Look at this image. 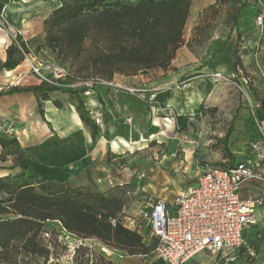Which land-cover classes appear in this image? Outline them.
Returning <instances> with one entry per match:
<instances>
[{
  "label": "trees",
  "instance_id": "trees-1",
  "mask_svg": "<svg viewBox=\"0 0 264 264\" xmlns=\"http://www.w3.org/2000/svg\"><path fill=\"white\" fill-rule=\"evenodd\" d=\"M219 1L235 3L232 30L239 25L241 6L245 4L241 5V0ZM61 2L45 21V47L61 60L74 61L83 57L87 69L93 75L107 80H111L116 73L136 75L154 67L170 66L177 50L184 44V28L192 5V0ZM245 33L239 31L233 51L238 70L245 68L239 52L241 38ZM16 38L20 41V34ZM87 42L90 44L88 47ZM26 50L28 46L25 42L12 43L7 49V59L2 67L15 69L22 63ZM244 53H247L246 50ZM55 90L71 95V103L89 129L92 144H95L102 133V126L81 96L84 89L61 88L41 82L28 87L15 86L7 93L33 91L39 98L48 100L49 92ZM253 93L260 100L255 90ZM55 103L63 107L58 100ZM40 111L44 117L45 111L41 104ZM190 117L188 114L176 116L181 131L186 132ZM110 119L103 112L105 125ZM232 131L233 124L221 141L227 143ZM0 144L1 160L12 157L14 164L10 168L20 165L27 153L19 140L16 137H0ZM219 165L229 166L222 163ZM20 167L17 173L0 176V264H38L41 258H44L43 264H46L54 253L44 243L43 234L46 224L56 221L60 223L59 235L66 230L83 239H98L107 246L131 255L147 253L143 235L125 226L121 220L124 199L110 192L112 189H123L125 184H116L111 190L103 192L67 182L41 181L32 168L24 165ZM112 219H116V223ZM247 258V263L252 264L255 256L248 255Z\"/></svg>",
  "mask_w": 264,
  "mask_h": 264
},
{
  "label": "crops",
  "instance_id": "crops-1",
  "mask_svg": "<svg viewBox=\"0 0 264 264\" xmlns=\"http://www.w3.org/2000/svg\"><path fill=\"white\" fill-rule=\"evenodd\" d=\"M61 4V0H0V71H4L0 74V137H16L19 140L27 153L20 165L32 168L41 181L67 182L73 186L103 192L113 187L108 183V178L112 174L123 173L122 177L125 176L135 188L142 187L143 192L151 194L153 198L160 196L172 201L178 190L194 185L198 175L208 165L222 163L234 166L250 156V142L260 137L257 118L264 119V104L261 101L264 100V87L258 90L260 100L250 96V101L243 103L231 116L233 131L229 141L227 143L221 141L226 134H220L217 138L215 148L217 149L219 145L223 146L222 153L218 150L221 153V162L201 163L195 160L194 157L197 155L195 144L193 141L184 140L179 131H176L173 136L163 134L165 136L160 137L165 138L161 140V143L162 141L165 143V149L161 151L160 146L156 151L155 155L158 151L160 155L153 165L146 168L148 176L143 179V185L138 177H130L133 175L132 172L126 175L124 173L126 169L119 170L121 166L119 161L124 159L126 151H133L131 147L134 143L129 142L128 139L134 140V136L139 134L145 138L146 125L152 121L151 113H146L143 100L135 99L122 92L116 94L115 88L107 85L96 86L90 95L85 92L81 93L89 109L101 108L111 117L106 127H102V133L95 144H92L91 133L71 103L69 93L62 90L51 91L48 100L39 98L33 91L7 93L15 86L28 87L41 84L42 81L30 70L18 71L23 66L22 63L13 70H8L2 65L7 59V49L12 43L17 44L23 41L28 47H32L40 36L39 41L44 40L45 21L50 13ZM239 31L243 30L237 29L235 34L231 31L227 48L222 52L223 57L217 59V75L237 69L233 51ZM17 34H20V41H17ZM166 72L162 71L164 74ZM167 76L161 79V85L167 89L159 92L156 97L162 104L171 107L174 112L166 118H159L161 121L168 122L174 120L177 126L176 116L188 114L191 116L190 125H193L192 115L200 107L213 79L201 77L183 90L180 87L169 88L170 78ZM205 79L207 82H203V85H209L207 91L199 86V82ZM189 89L192 92H189ZM183 93L186 103H183L184 98L181 97ZM118 98H120L119 101H117ZM56 100L61 102L63 107H58ZM40 104L45 111V118L41 114ZM156 117L158 116L154 119ZM129 118L131 122H127ZM164 123L167 124V122ZM8 128L9 131H6ZM151 139L157 138L150 137V141ZM1 153L0 144V176L21 170L20 165L10 168L14 164L13 158L9 157L3 161ZM99 179L103 181L100 182ZM114 179L119 180L115 177ZM110 192L119 196L124 195L123 191H118V189H112ZM136 194L135 191L133 196L138 202L137 198L140 196ZM241 195L244 198L264 197V181L257 179L245 183ZM122 198L124 199L123 196ZM145 204L140 205L143 208ZM143 236L146 248L150 246L153 252L157 239L150 231ZM147 240L151 242L146 243ZM201 260L202 258H198V261L201 262ZM153 263L156 264V262ZM60 264L75 263L70 262L69 259H63Z\"/></svg>",
  "mask_w": 264,
  "mask_h": 264
},
{
  "label": "rangeland",
  "instance_id": "rangeland-1",
  "mask_svg": "<svg viewBox=\"0 0 264 264\" xmlns=\"http://www.w3.org/2000/svg\"><path fill=\"white\" fill-rule=\"evenodd\" d=\"M124 1L135 3L139 0ZM240 4L245 5L241 6L242 12L238 17L239 25L231 30V26H234L233 13L235 3L233 1L192 0L189 17L184 28V44L177 50L172 64L167 68L154 67L136 74L137 76L116 73L112 80L96 77L87 69L86 60L83 57L74 61H65L57 58L51 53L50 49L45 47L44 40L39 41L41 36L32 47H28L26 52L32 53L37 61L53 62L69 69L70 75L64 81L68 86H61V88L84 89L83 92L90 89L93 92L96 86L107 85L114 87L116 94L122 92L133 96L135 99L144 101L146 113H151L152 116V121L146 125L147 133L145 138L142 134H139L134 136L136 140L128 139L129 142L134 143L131 147L134 152L126 151L124 159L119 161V165H121L119 170L127 168L124 173L132 172L133 175L130 177H138L135 174L136 171H145L149 165H153L160 155L159 151L155 155L156 151L160 146L162 147L161 151L163 148L165 149V143L163 141L161 143V140H165V138L160 136L163 134L173 136L176 131L182 133L181 137H184V140L193 141L195 144L197 150V155L194 157L195 160L201 163H219L221 162L223 146L219 145L217 149L215 148L217 138L220 134L223 135L228 132L232 124L231 116L235 114L243 103L248 102L250 96L254 97L253 90L259 96L258 90L264 87V25L262 27L257 25L258 15L261 11L264 14V0H241ZM240 28L246 32L241 38L239 49L245 68L244 70L235 69L217 75V59L223 57L222 52L227 48L231 31L235 34L237 29ZM89 45V42H87L86 47ZM245 50L248 54L244 53ZM22 64L23 66L18 71L29 70L25 55ZM167 70L169 71L166 72ZM162 71L166 73L164 74ZM3 72L1 70L0 74ZM166 76L170 78L168 82L169 88L180 87L183 90L201 77L213 79L200 107L192 115L194 124L190 125L186 132L179 130L174 120L172 122L162 120L160 126L152 124L155 116L166 118L174 112L171 107L162 104L156 97L159 92L167 89L161 85V79ZM241 87H243V90ZM128 88H135L136 90L131 92ZM189 92H192V90L189 89ZM182 96L184 98L183 103H186L185 94H181ZM261 101L264 102V100ZM95 108L91 110L92 114ZM97 109L103 113L101 108ZM127 122H131V119H127ZM164 122H167V124ZM102 126L103 128L106 127L104 124ZM150 137L157 139H151L150 141ZM122 174L115 173L112 176L119 179L115 180L116 184L121 181L125 182L123 189L118 190L123 191L125 195H122L124 197V206L126 207L125 214L138 218L142 208L140 204H145L153 196L143 192L142 187L137 186L135 188L134 184L127 181L125 176L122 177ZM138 180L140 179L138 178ZM143 183L142 179L141 184L143 185ZM129 189L136 191V195L140 196V198H137L138 202L135 201L134 196L130 197L127 195V190ZM144 228V233L148 234L149 228L145 226ZM144 233L142 234L145 235ZM59 234V222L46 224L43 234L44 243L49 245L54 253L46 264H60L63 259H69L70 262L75 264H87L89 259L90 264L92 253L94 254V264H147L148 262L163 264L157 259L150 246L147 247V253L131 255L126 251L107 246L95 238H87L83 243L85 245L82 246L78 254L72 256L69 247H67L68 243L61 240ZM57 236L59 237L58 240H56ZM248 236V244L258 248L252 264H264V222ZM149 242L151 240L146 241V243ZM90 246H92V251ZM103 248L108 249L109 253L107 254ZM245 250L243 249L239 257L229 264H248V254H246ZM198 258H202L201 262L195 260L194 264H226L224 259L215 260L205 254L198 255ZM43 263L44 258H41L38 264Z\"/></svg>",
  "mask_w": 264,
  "mask_h": 264
},
{
  "label": "built area",
  "instance_id": "built-area-1",
  "mask_svg": "<svg viewBox=\"0 0 264 264\" xmlns=\"http://www.w3.org/2000/svg\"><path fill=\"white\" fill-rule=\"evenodd\" d=\"M257 25H264L262 11L257 17ZM24 55L30 72L42 82L68 86L64 83L70 75L68 68L49 61H37L32 53L24 51ZM128 90L134 92L136 89ZM90 93V89L85 91V94ZM93 117L101 126L104 124L99 109L95 108ZM257 119L260 137L250 142V156L244 160L234 166L208 165L198 175L196 183L181 188L172 201L160 196L151 197L138 218L127 216L124 206L121 213L123 224L139 232L145 229L144 226L148 227L157 239L153 253L163 264H194L200 254L215 260L224 259L229 264L239 257L242 248L246 249V254L256 256L255 246L248 244V234L264 222V197L244 198L241 191L247 182L264 181V119ZM135 174L140 180L148 176L146 171H136ZM108 183L116 185L113 176L108 178ZM127 195L133 197L134 190H127ZM112 222L116 223V219ZM60 239L68 243L72 256L86 240L66 230ZM90 248L92 251V246ZM103 249L109 253L108 249ZM90 264H94L93 253Z\"/></svg>",
  "mask_w": 264,
  "mask_h": 264
},
{
  "label": "bare ground",
  "instance_id": "bare-ground-1",
  "mask_svg": "<svg viewBox=\"0 0 264 264\" xmlns=\"http://www.w3.org/2000/svg\"><path fill=\"white\" fill-rule=\"evenodd\" d=\"M203 82H207L206 80H202L201 82H199V86H201V88L204 90V91H207L208 88H209V85L208 84H205L203 85ZM195 95V94H194ZM196 107V106H195ZM189 108V107H188ZM193 108V107H192ZM161 123V119L159 117H156L155 118V121H154V125L155 126H159Z\"/></svg>",
  "mask_w": 264,
  "mask_h": 264
}]
</instances>
